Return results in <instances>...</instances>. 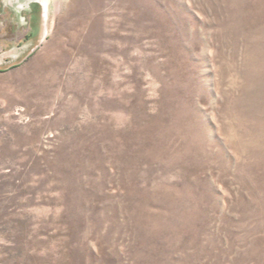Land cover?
<instances>
[{"label":"rangeland","instance_id":"rangeland-1","mask_svg":"<svg viewBox=\"0 0 264 264\" xmlns=\"http://www.w3.org/2000/svg\"><path fill=\"white\" fill-rule=\"evenodd\" d=\"M5 1L0 264H264V0Z\"/></svg>","mask_w":264,"mask_h":264},{"label":"flooded vegetation","instance_id":"flooded-vegetation-1","mask_svg":"<svg viewBox=\"0 0 264 264\" xmlns=\"http://www.w3.org/2000/svg\"><path fill=\"white\" fill-rule=\"evenodd\" d=\"M5 3H6L5 4L6 6L16 5V7L19 10H21V11L25 10L24 3H18V2L16 3L14 0H6ZM40 8H41L40 2H38V1L32 2V4H31V17L30 18H32L34 15L38 16L40 14ZM37 20H38V18H37Z\"/></svg>","mask_w":264,"mask_h":264}]
</instances>
